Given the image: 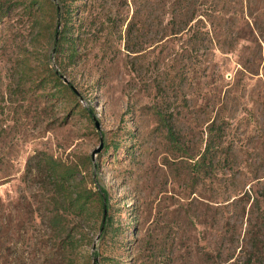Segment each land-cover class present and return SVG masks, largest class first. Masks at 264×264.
I'll list each match as a JSON object with an SVG mask.
<instances>
[{"label": "rangeland", "instance_id": "obj_1", "mask_svg": "<svg viewBox=\"0 0 264 264\" xmlns=\"http://www.w3.org/2000/svg\"><path fill=\"white\" fill-rule=\"evenodd\" d=\"M170 2L0 0V264H264V0Z\"/></svg>", "mask_w": 264, "mask_h": 264}, {"label": "trees", "instance_id": "obj_2", "mask_svg": "<svg viewBox=\"0 0 264 264\" xmlns=\"http://www.w3.org/2000/svg\"><path fill=\"white\" fill-rule=\"evenodd\" d=\"M167 2H170V1L167 0ZM55 4H56L55 5L56 21H55L54 30L56 32V37L54 40V50L61 52L62 44L65 40V36L68 33V26L66 22V13H64V10L61 9L62 7L59 5V3H55ZM170 4L172 7L174 6L172 11H180V19L175 24L178 27V31L180 32L190 31L195 26H197L198 22L200 21V18H199L200 14H198L197 11H212L213 10L212 7L203 5V3H197V0H174L173 2H170ZM1 9H2V6H1ZM135 11H139V10L135 9ZM57 26H60L61 29L59 30ZM51 71H52L51 76H53L51 80L53 81L55 86H57L58 90H62L63 88H65V90H69L70 92L75 93L71 83H64L62 76L59 74L58 71H56L55 69ZM168 134L172 138H175L174 132L171 127H168ZM217 143H218V135L216 134L211 135L210 133L208 142L206 144V150L204 152L203 159L207 157V153L209 152V150L210 149L212 150L213 147L217 145ZM211 158L212 156L208 157V160L210 161ZM50 178L55 186L56 193L60 194L63 197L64 201H66L67 203L66 208L68 210H71V212L78 214V215H83L87 213L89 206H90L89 204L96 199V197L94 198V195H97V197L101 201L103 200V197L107 195L104 191L92 192L89 190L74 192L72 194V191H69L68 189H66L67 183L73 178V170L71 167H63L60 169L55 164L51 165L50 166ZM104 219H105V216H104V210H103V222L102 223H104ZM52 221H53V226L55 228L60 227L61 222L60 220H58L56 213L54 214ZM107 222H110V219H108ZM103 228L104 226L102 225L100 228L101 232ZM69 244L70 246H72V241H70Z\"/></svg>", "mask_w": 264, "mask_h": 264}, {"label": "water", "instance_id": "obj_3", "mask_svg": "<svg viewBox=\"0 0 264 264\" xmlns=\"http://www.w3.org/2000/svg\"><path fill=\"white\" fill-rule=\"evenodd\" d=\"M63 81H64V83H67V82H68L66 78H63ZM73 89H74V88H73ZM74 91L76 92L75 89H74ZM104 216H106V209H105V208H104Z\"/></svg>", "mask_w": 264, "mask_h": 264}]
</instances>
